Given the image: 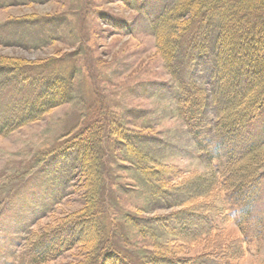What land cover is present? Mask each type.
Listing matches in <instances>:
<instances>
[{
	"label": "rangeland",
	"instance_id": "rangeland-1",
	"mask_svg": "<svg viewBox=\"0 0 264 264\" xmlns=\"http://www.w3.org/2000/svg\"><path fill=\"white\" fill-rule=\"evenodd\" d=\"M169 2L0 0V56L36 64L50 59L45 66H26L24 71L36 78L53 74L70 78L73 90L67 103L6 135L0 134V264H31L22 245L28 231L39 233L81 208V196L74 192L75 179L67 176L69 153L59 150L99 105L116 125L152 137L144 141L145 147L155 148L163 162L177 168V182L195 170L207 173L223 166L224 149L211 145L209 152L200 151L177 113L174 82L156 48L149 23ZM29 15L38 19H22ZM53 15L58 18L49 20ZM82 37L88 42L78 51ZM210 69L209 60L199 59L193 72L195 79L209 89ZM2 80L0 75V128L20 114L12 110L13 104L34 96L40 87ZM208 118H213L211 112ZM246 133L264 142V113ZM110 140L106 144L109 157L102 167L108 204L106 227L114 234L115 244L129 256L130 264H145L149 252L166 254L164 249L172 252L166 255L180 259L208 249L210 244L205 239L186 242L159 230L153 237L155 228L149 218L165 216L175 209L153 202L147 184L129 167L122 144L114 145ZM202 203L200 200L197 206ZM53 208L54 215L46 216ZM257 210L264 218V183ZM213 217L228 237L242 236L234 219L223 223ZM244 248V258L232 264H261L264 235ZM85 252V248L77 247L49 264H80ZM206 264L219 263L211 260Z\"/></svg>",
	"mask_w": 264,
	"mask_h": 264
},
{
	"label": "trees",
	"instance_id": "trees-1",
	"mask_svg": "<svg viewBox=\"0 0 264 264\" xmlns=\"http://www.w3.org/2000/svg\"><path fill=\"white\" fill-rule=\"evenodd\" d=\"M48 17L56 20L58 15ZM22 19L38 18L29 15ZM149 23L174 82L178 116L200 151L209 152L211 145L221 147L226 160L215 171L195 170L177 182V168L163 162L155 148L145 147L144 141L152 137L116 125L99 105L59 150L69 153L67 176L75 179L74 192L81 196L82 206L39 233L28 231L22 245L31 264H49L77 247L86 251L80 264H130L129 256L115 244L114 234L106 227L108 204L102 167L109 157L106 144L110 139L114 145L122 144L129 167L147 184L153 202L175 209L149 218L155 228L153 237L159 230L178 240L205 239L210 244L187 259L166 255L172 253L167 249L166 254L149 252L145 264H206L211 260L232 264L244 258L246 243L264 235V218L257 210L264 183V142L246 133L264 113V0H171ZM87 42L82 37L78 51ZM199 59L211 64V89L193 76ZM48 60H42V66L49 64ZM41 63L0 56L3 80L40 86L34 96L13 104L12 110L20 114L5 121L0 134L34 122L72 99L70 78L57 74L36 78L24 71L26 66ZM208 112L213 115L211 120ZM200 200L203 203L197 206ZM54 210L46 216L54 215ZM213 216L223 223L234 219L242 236L228 237Z\"/></svg>",
	"mask_w": 264,
	"mask_h": 264
}]
</instances>
